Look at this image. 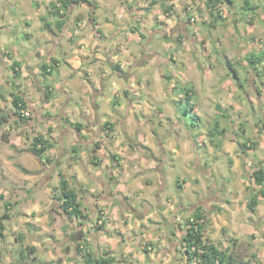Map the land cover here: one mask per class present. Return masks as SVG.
<instances>
[{"label": "clouds", "instance_id": "9594fccd", "mask_svg": "<svg viewBox=\"0 0 264 264\" xmlns=\"http://www.w3.org/2000/svg\"><path fill=\"white\" fill-rule=\"evenodd\" d=\"M96 4L98 7L93 9V19L97 21L94 24L97 29L96 35L89 34L87 9L77 10L85 13L79 25V32L74 33L69 30L74 27L73 20H69L65 28L66 36L72 37L78 46L81 40L85 41L84 50L88 59L83 63L75 61L71 46L59 40L57 43H62V51L68 53L67 58L76 62V71L84 72L86 66L91 68L93 81L102 93L99 101L102 110L98 113L91 112L89 98L92 102H96V96L87 85H77L73 82L69 85V94L79 100V111L86 112L90 120L96 116H108L129 136H135L139 141L146 139V133L148 137L152 133L155 134L154 141L148 138V143L151 145L150 155L146 154L144 157L148 162L142 163L139 158H123L124 167L118 168L116 172V179L120 183L105 184L104 194L108 199L104 204V215L110 221V226L119 228L125 221L131 220L124 231L130 239L133 255L138 256L137 245L144 247L149 242L154 248L164 252L173 247H182L183 242L180 241V237L184 232L179 230L180 226L190 222L199 228L203 224V243L224 250L228 247L225 240L235 236L249 264H264V235H262L264 234V197H259L257 212L253 216L246 204L248 195L256 194L257 186L252 185L249 194L244 197H238L236 194L238 177L243 176L245 172L255 171L257 166H264V133L252 128L250 123L248 136L259 140V148L255 151H244L243 154L242 148L238 147L241 145L242 134H235L236 126L230 128L223 137L218 138L216 146L206 145L203 136L200 135L199 124L186 125L178 119L171 118L169 102L182 95L180 89L189 82L194 83L196 94L192 97V103L195 105L192 116L195 119L196 113L209 112L208 101L212 99L211 93L206 90L209 84L206 82L202 88L188 70L173 72L171 82L159 80V75L167 68L168 45L161 42L159 37L153 38L150 16H143L136 11L138 7L150 6V0H127V3H124V0H96ZM129 7L130 11L127 10ZM133 16L142 23V30L145 31L146 36L143 42L140 41L139 35L133 38L127 32L129 21ZM99 36H103L104 39H98ZM141 48L152 57L149 64L143 68L139 66L143 64V60L139 58ZM121 49L124 51L116 56L115 53L120 52ZM113 59L118 60L123 66V71L120 72L123 79L106 69V64L112 63ZM144 59H148V56ZM157 67L160 69L159 73L151 71ZM101 69L105 70L100 71ZM97 75H99L98 83L95 80ZM62 76L68 78L72 73L62 71ZM82 79L79 76L75 77L76 81ZM149 79L152 81L151 84L148 83ZM124 90H128L137 103L136 105L121 103L116 107V113H113L110 110L111 98H119ZM79 111L73 109L72 115L78 116ZM131 113H143L144 119L138 122L131 121L129 120ZM205 118L208 119L207 116ZM256 119H260V110L257 111ZM108 175H111V169H108ZM42 177L43 172H39L29 185L34 199L41 190ZM138 177L143 178L137 179ZM98 180L103 182V177L92 175L90 186L95 187ZM96 190L99 191L98 188ZM125 193L134 200L137 214L143 216L141 221L137 222L135 217H129L124 213L116 215L117 199L127 206ZM88 199L89 203H95L90 196ZM27 203L30 202L22 201L20 209L30 210L25 206ZM221 216L228 221L227 224L220 219ZM250 218L258 225L257 239L251 242L248 239L252 231L248 227ZM149 219L153 222L149 223ZM92 222H97L94 212ZM225 227L228 232L222 234L221 230ZM89 230L92 241L106 242V238L101 233H96L91 227ZM173 232H176L175 236L172 235ZM11 239L9 236V243L0 241V264H8V257L3 255L6 248L8 256L14 258L13 254L17 246L10 245ZM119 251L123 252V248ZM139 259L144 258L140 256ZM148 264L151 262L149 261Z\"/></svg>", "mask_w": 264, "mask_h": 264}, {"label": "crops", "instance_id": "0c3cea01", "mask_svg": "<svg viewBox=\"0 0 264 264\" xmlns=\"http://www.w3.org/2000/svg\"><path fill=\"white\" fill-rule=\"evenodd\" d=\"M3 1L5 4H3ZM152 1L154 5L158 3L157 0ZM18 2L21 1L0 0V34H5V30H10L9 27L16 25V23H23L24 29L22 31V37H24L25 40V42L23 41L21 43L15 35H13V38L8 37L7 39L0 36V112L9 113L12 111V109H14L12 104L13 94L17 93L18 95H21L28 101V110H31L34 117L32 125L27 124L29 131L26 139L30 140L34 135H39L49 141L45 151L49 160L48 162L39 159L36 162L37 166L32 167L23 165L18 161L26 170L34 172V174H26L22 172L16 166L18 162L10 159L2 160L1 166L5 167L7 171L5 170L3 174L0 171V198L4 201L8 199L9 195H11V189H13L14 191H12L14 194H12V196H28L26 201L30 202L25 205L30 208V210H18L19 220L26 217V223L24 224L25 233L23 232L21 235L23 246L21 243V248L16 254L21 260L20 264H68V262L72 263L76 261H79V264H84L81 260V253L76 249V246L80 241L82 242H80V246H87L95 258L110 255L116 260L114 264H148L149 261L151 264H167L169 258L162 257V250L154 248L151 242L148 243L151 251L146 253L143 251V247L137 245L139 248V254L138 256H134L133 251H130V249H132L130 239L124 231V229L131 223V220L125 221L124 225L119 228H113L110 226V221L104 215V204L108 199V197L104 194L105 184L120 183V181L116 179V172L118 168L124 167L123 158H139L142 163H147L148 161H146L144 157L146 154L150 155L149 148L151 147L148 143V138L154 141L155 134L152 133L150 137H148V134L146 133V139L144 141H139L135 136H129V134L122 127H118L117 125L115 126V122L108 116H96L94 119L90 120L86 112L79 111V100L69 94L70 84L75 82L77 85H87L88 89L96 96V102H92L91 98H89V108L92 113H98L102 110L101 104L99 103L102 98V93H100L99 88L96 87V84L93 81L90 67L86 66V70L84 72L75 70V61L83 63L88 59V56L84 50L85 41L81 40L80 45L78 46L72 37L66 36L65 28L68 26L69 20H72L73 13L69 12L65 16V24L61 30H59L55 24L57 17H52L50 27H44L41 20V15H43L42 9L47 11V5H49L50 0H25L23 4L19 3L20 6L25 9L27 5H30L31 7L30 2H33L34 4H32V8L35 9V12L33 13H29L28 10H24V15L19 18H17L16 14H14L11 10L12 8L18 6L16 5ZM91 2L92 8L91 14H89L91 17L87 18V25L89 26V34L96 35L97 29L94 27V24L97 21H94L93 19V9L97 8L98 5L96 4V0H92ZM124 3H127V0H124ZM138 9H143L141 11L143 14H146L150 10V6L143 8L138 7ZM166 9L167 8L164 10ZM127 10L130 11V7ZM136 11L138 12L137 9ZM32 17L40 21L39 25L35 26V30L36 28L38 29V32L36 33L35 31H31ZM133 17L135 18V16ZM83 19H79L74 22V29L72 28L69 30L74 33L79 32V25ZM153 28L157 29V27ZM131 30L136 32V34H131ZM127 32L133 38L137 35L140 37L142 36L141 34H143V31L141 29L138 30L136 27L128 28ZM14 37H17V41H14ZM98 39L103 40L104 37L99 36ZM57 40L62 43L66 42L71 46L72 56L75 57V61L67 58L68 53L66 51H62V43H57ZM123 51L124 49H121L120 52L115 53V55L119 56ZM58 53L63 56L61 57L62 61L58 58ZM55 61H57L55 64L57 68L65 66L66 69L64 71L71 72L72 76L65 78L61 75L57 78L59 83L52 86V82H49L50 80H53V75H43L41 73V66L42 64H54ZM14 64L18 65L14 66ZM13 67L16 68L17 73H14ZM120 67L123 68L120 62L116 59H113L112 63L106 64V69L115 73L116 76L121 79V71H119ZM8 68L10 69L9 71L7 70ZM103 70L105 69H101L100 71ZM77 76L82 77V81H76L75 77ZM32 80L34 81V85L38 86L37 92L39 94L37 97L43 95L41 100L42 104L36 96H32L31 92H27L24 89L27 84H32ZM95 80L96 83L99 82V75L96 76ZM15 87L18 88L16 92ZM57 88L60 89V91ZM122 95L126 97V101H120V97ZM113 98L114 97H112L110 101L113 113H116V107L121 103L126 105H136V100L132 98V95L128 90L121 92L119 100L116 104L113 103ZM180 101L178 102L180 103ZM179 107L180 105L178 106V111L180 112ZM73 109L79 111L78 116L72 115ZM132 114L133 113L129 116V120L134 121L135 115ZM5 124L0 126V144H5L8 151L12 154V149L19 148L23 141L22 137L17 134H12L9 136L8 140H4L2 138V135L4 134L3 129H9V122H7L6 126ZM75 124L81 125L80 131L76 130ZM12 130L13 133H15L16 130L14 127ZM121 134H123V136ZM106 144L107 146H105ZM253 150L254 149L251 148L246 151ZM99 153H103L105 156L101 159ZM21 155H19L18 158H20ZM89 155H91V158L89 161H86L85 158L89 157ZM13 165H15L19 171L16 170ZM260 167L264 169V166H257V168ZM108 169H111L110 176L108 175ZM8 172H15L17 175L16 177L13 176V178H8ZM39 172H43V184L41 185L40 192L34 199L33 192H29V190H32L29 185L36 179ZM94 174L103 177V182L98 180L95 187L90 186V177ZM247 174L248 175L238 177V179L241 183H244L243 181H246L245 177L250 178L252 185H256L258 187L256 191L258 194V201L255 209L250 210L248 208L249 198L246 204L247 209L253 213V216H255L259 204V197H264V195L260 193L261 186L257 185L251 177L252 172ZM61 177L67 180L68 187L75 189L79 198L84 201V205H87L86 211H90V218L85 220L86 222H83L80 218L74 220L66 219L67 221L65 223L60 224L61 220L59 215H57L54 218L55 221H60V223L58 222L59 226H55L57 239H54L51 235L45 234L42 238V234L44 233L43 231H47L48 228H42L37 224L36 219H39L37 215L50 209L51 203H60L59 200L62 197V192L59 180ZM142 178L143 177H138L137 179ZM144 182L150 183V181ZM249 182L243 184L242 189H236L238 197H244L247 195L245 185H250ZM1 183L3 185H1ZM14 183H18V186L14 187ZM97 188L99 191L96 190ZM89 196L95 201V203H89ZM124 199L127 201V206L117 199L118 209L116 211V215L119 216L121 213H124L129 217H135L137 222L141 221L143 216L137 214V208L134 200L127 196L126 193L124 195ZM6 202L8 201H5L4 205ZM58 209L60 210V208ZM93 212L96 217L101 213L102 219L99 221L100 223L103 221L101 229L96 228L97 225L92 222ZM32 213L37 214L35 216V220H30V218H28V216L32 215ZM46 215L48 216V213H46ZM220 219L225 224L228 223L223 216H221ZM7 220L4 221V225ZM28 222L31 224H28ZM152 222L153 221L149 219V223ZM90 227L94 229L96 233H101L103 237L106 238V242L97 243L92 241V234L89 230ZM141 227H143L142 224ZM248 227L252 230L250 234L253 235L258 225L253 222L252 218H250L248 220ZM63 228L65 229L64 231L62 230ZM183 229L184 225H181L179 230L183 231ZM225 229H227V227H225ZM5 231L6 230L4 229L3 237L0 238V241L4 240ZM172 235L175 236L176 232H173ZM61 236L62 238H60ZM182 237L183 236L180 237V241H182ZM253 237H255V234ZM54 240L56 241L54 242ZM42 244H47L49 246L42 247ZM55 245H57V247H55ZM68 245H72L70 246V256H67L68 254L66 253ZM56 248L59 249L61 255L63 256L56 258ZM121 248H123V252L119 251ZM38 249L40 251L36 253ZM174 249L175 247L171 248L167 252L176 254ZM180 249L184 250L183 247H177L178 252ZM5 251L8 253V250L5 249ZM16 255H14V257ZM140 256L144 259L140 260ZM178 261H181L183 264H187V257L184 252H182V258H179Z\"/></svg>", "mask_w": 264, "mask_h": 264}, {"label": "rangeland", "instance_id": "374dc122", "mask_svg": "<svg viewBox=\"0 0 264 264\" xmlns=\"http://www.w3.org/2000/svg\"><path fill=\"white\" fill-rule=\"evenodd\" d=\"M19 1L22 3L18 2L16 4L18 6L11 9L12 12L16 14L17 18L24 15V10H28L29 13L35 12V9L32 8V4H34L33 2H30L31 7L30 5H27L24 9L20 6V4H23L25 0ZM56 1L57 0H50L49 5H47V11L42 9V22L43 18L45 21L50 22L52 17H54L52 14L51 3H56ZM89 1L90 3L88 1L84 3L79 2L72 6L70 13L74 14H72L73 23L79 19H83L85 16V13L83 11H77L78 9H87V18L91 17L89 14H91L92 0ZM246 1L248 5H246ZM157 2L158 3L154 5L153 1L150 0V10L146 14H143L141 11L143 9L137 8V10L143 16H150L153 38L159 37L161 42L168 45V54L166 56L167 68L163 74L159 75V80L162 82H171L173 80V72L188 70L193 74L194 79L199 81L202 88L207 82L209 87L206 90L211 93L212 97V99H209L208 101L209 112L205 114L196 113L200 118L198 122L200 125L199 131L200 135L203 136L204 143L209 147L216 146L218 138L223 137L230 128L236 126L235 134H242L240 135L241 142L250 140L252 143H255V145L248 143L250 147L246 150H250L251 148L254 149L253 151L257 150L260 142L256 138L248 136V125L251 123L252 128L257 129L258 132L264 133V110H262L264 109V63H260L254 67L248 61V57L252 53L256 54L264 50V0H232V2L222 0L218 2L216 8L212 9V11H210L207 6L206 0H157ZM3 4H5V2ZM165 8L167 9L164 10ZM153 12L155 14H153ZM39 23V20L32 17L31 31H35V33L38 32L37 28L35 30V26L39 25ZM129 24L131 25L128 28L136 27L138 30H142V23L137 21L134 17H132L129 21ZM153 27H157V29H154ZM9 28L10 30H5V34H0V36L7 39L8 37L13 38V35H15L18 37L19 42H25L24 37H22V31L24 29L23 23H16V25H12ZM130 33L136 34V32H133L132 30ZM17 37H14V41H17ZM139 38L141 42L145 41V31H143V36H140ZM146 53L147 52H145L142 48L140 49L139 58L143 60V64L139 65L141 68L149 64L152 59L151 56ZM57 56L62 61L61 57L63 56L59 53ZM145 56H148V59H144ZM228 62H230L237 70V79L233 77L232 70L229 68ZM65 69V66L61 68H57L55 66L53 68V73H51L53 75V80H50L49 82H52V86L59 83L57 78L62 75V71ZM120 69L119 71H123V68L120 67ZM7 70L9 71L10 69L8 68ZM151 71L159 73L160 69L157 67L151 69ZM121 79H123V77ZM151 82V79H149L148 83L151 84ZM185 87H191L193 89V96L196 94V87L194 83L189 82V84ZM37 88L38 86L34 85V81L32 80V84H27L24 89L27 92H31L32 96L37 97L39 94L37 92ZM17 89L18 88L15 87V92ZM182 89H180L182 95H179L178 98H173V100L169 102L171 118L178 119L186 125H192L190 117L187 116V118L183 119L185 115L184 112L181 114V112L178 111V106L180 105L178 101L185 100L186 97V94ZM58 90L60 91V89ZM164 91H166V89H164ZM258 91H260V93ZM42 98L43 95L37 97L41 104ZM118 100L119 98L114 97L113 103L116 104ZM120 101H126V97L122 95L120 97ZM135 103H137V101ZM110 110L113 111L112 105H110ZM258 110H260L259 120L256 119ZM132 115H135L134 121L138 122L144 119L143 113H133ZM27 116H31L34 119L31 111H29V115ZM206 116L208 119L205 118ZM216 122H218L219 130H222L223 134L212 138L209 132ZM116 125L117 124L115 123V126ZM12 126L16 130L15 133H13ZM28 131L29 128L26 123L16 124V122L9 119V129H3V133L5 135L4 140H8L9 136L12 134H17L22 137L23 142L19 148L12 149V154L8 151L5 144H0V171L2 174L6 170L5 167L1 166L2 160L10 159L15 162L19 161L26 166H37L36 162L39 160V157L29 151V148L32 145V139H26ZM121 135L123 136V134ZM238 147L240 146L238 145ZM19 155H21L20 158H18ZM99 156L102 159L105 154L99 153ZM90 158L91 155L86 157L85 160L89 161ZM19 162L17 164H20ZM13 167L19 171L15 165H13ZM16 175L17 174L15 172H8V178H13V176L16 177ZM244 175H248L247 172H245ZM245 180L246 181H243L244 183H241L240 180L237 179L236 189H242V185L250 181V185H245L247 191L246 193L249 194L252 181L247 177H245ZM17 184L18 183H14L13 186L17 187ZM1 185L3 184L1 183ZM12 190L13 189H11V195H9V198L5 200L11 203V206L8 211L10 219L7 220L5 224L6 231L3 242L9 243L8 237L11 236L12 239L10 241V245L17 246L13 254L14 256L21 248V235L23 232L25 233L24 224L26 223V217L20 220L18 219V210H20L21 202L26 201L28 196H12V194H14V190ZM250 197L251 195H248L249 200ZM5 201L0 198V216L8 210L5 208ZM58 208L59 203L53 202L51 203V208L46 212L43 211L38 215L36 213H32V215L28 216L30 220H35V216L37 215L39 217V219H36L37 224L42 228H48L47 231H43L44 233L42 234V238L45 234L51 235L54 239H57L55 226H59L58 222L60 223V221L54 220L57 215L60 217V224L67 221L66 216L60 212ZM86 210L84 211L85 216L80 218L83 222H86L85 220L90 218V211ZM46 213H48V216ZM28 224L31 223L28 222ZM62 230L64 231L65 229L63 228ZM221 231L222 234L228 232L225 228ZM254 234L255 237H253ZM60 238H62V236ZM248 239L250 242L255 241L257 239V232L255 231L253 235L249 234ZM55 241L56 240H54V242ZM225 243L228 244V247L226 248L227 250L233 251L236 256L242 260H246L249 264V261L245 256V252L241 250L240 242L235 236L227 238ZM48 246L49 245L47 244H42V247ZM70 246L72 245H68V249L66 251L68 254L67 256L71 255ZM249 246H251V244ZM55 247H57V245H55ZM143 248L151 251L148 244H146ZM6 250L8 249L6 248ZM39 251L40 250L38 249L36 253ZM130 251L132 252L133 250L130 249ZM174 251L176 254L161 251V256L170 258L168 259L167 264H174V262L175 264H183L177 259V257L182 258L183 250L180 249L178 252L177 247H175ZM3 255L8 257V264L21 263L18 255L14 258L9 257L6 251H4ZM55 256L56 258H59L63 255H61L59 249H57L55 251ZM81 260L83 262L82 257ZM68 264H79V261L72 263L68 262ZM187 264H194V262L188 263L187 261Z\"/></svg>", "mask_w": 264, "mask_h": 264}, {"label": "trees", "instance_id": "16d2710c", "mask_svg": "<svg viewBox=\"0 0 264 264\" xmlns=\"http://www.w3.org/2000/svg\"><path fill=\"white\" fill-rule=\"evenodd\" d=\"M89 2V0H57L56 3H51V9L52 14L57 17V20L55 22L56 26L59 30L63 27L65 24V16L71 11V8L74 4H77L79 2ZM222 0H206V4L209 7L210 11L212 9L216 8V5L218 2ZM227 2H232V0H226ZM246 5H248L246 1ZM43 26L44 27H50V22H47L43 18ZM143 36V34H141ZM248 61L255 67L260 63H264V50L258 52V53H252L248 57ZM57 63V61L54 62V65ZM18 64H14V66H17ZM53 64H42V74H51L53 72V68L55 67ZM229 68L232 70V74L234 78H238L237 70L232 66L230 62H228ZM14 73H17V70L15 67H13ZM118 68V67H117ZM256 69V68H255ZM184 93L186 94L185 100L180 101V107L179 110L181 114L184 112V118H187V116L190 117L192 120V124H198L199 122V116L196 114V118L193 119L192 116V110L194 109V104L192 103V97L194 94V91L191 87H184L182 89ZM260 93V91H258ZM12 104L13 108L12 111L9 113L0 112V126L4 125L5 123L9 122V118L16 122V124H25L26 125H32L33 118L31 116H27L24 114L25 111H31L29 109V103L28 101L23 98L21 95H18L17 93L13 94L12 98ZM182 106V108H181ZM76 130L80 131L81 125L75 124ZM210 136L214 138L215 136H221L223 134V131L219 130V124L216 122L214 126L212 127L211 131L209 132ZM2 138L5 139V135H2ZM49 143L47 139H44V137L36 135L32 138V145L29 148V151L39 157L40 160H43L45 162H48V158L46 156V146ZM255 145V143L251 142L250 140L241 142V145H239L242 148V153L246 151L247 148H249V144ZM217 145V143H216ZM16 166L24 173L26 174H34V172H30L26 170L23 166L20 164H16ZM251 177L253 178L254 182L261 186L260 187V193L264 195V169L262 167L257 168L255 171L252 172ZM59 185L62 192V197L59 200V208L60 212H62L68 220H74L77 218H82L85 216V210L86 207L84 205V202L79 198L78 193L75 189H71L68 187V182L64 178H60ZM32 190H29L31 192ZM257 196L251 195L250 200L248 202V208L251 210L255 209V206L257 205ZM11 204L9 202L5 203V208L8 209L7 212L3 213L0 216V238L3 237V231L5 229L4 221L9 219V206ZM102 216L101 213L97 215L96 217V225L98 229L102 228L101 221ZM184 235L182 237V247L184 248L183 252L185 256L187 257L188 263L194 262V264H248L246 260L240 259L238 256L235 255V253L231 250H221L219 247H216L214 245H209L206 243H203V224L197 227L195 224H191L190 222L185 223V228L183 229ZM81 242V241H80ZM78 243L76 246V249L78 252L81 253V257L83 259L84 264H114L116 262L115 258L109 256H100L99 258H95L92 255V252L85 247L84 245L80 246L81 243ZM31 249V248H30ZM144 252H148L146 248H143Z\"/></svg>", "mask_w": 264, "mask_h": 264}, {"label": "built area", "instance_id": "2783aa9c", "mask_svg": "<svg viewBox=\"0 0 264 264\" xmlns=\"http://www.w3.org/2000/svg\"><path fill=\"white\" fill-rule=\"evenodd\" d=\"M24 114H25V115H29V111H25Z\"/></svg>", "mask_w": 264, "mask_h": 264}]
</instances>
